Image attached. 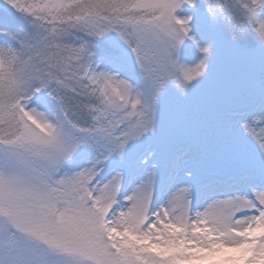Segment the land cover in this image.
Returning <instances> with one entry per match:
<instances>
[{
  "label": "snow or ice",
  "instance_id": "snow-or-ice-1",
  "mask_svg": "<svg viewBox=\"0 0 264 264\" xmlns=\"http://www.w3.org/2000/svg\"><path fill=\"white\" fill-rule=\"evenodd\" d=\"M0 264H264V0H0Z\"/></svg>",
  "mask_w": 264,
  "mask_h": 264
}]
</instances>
